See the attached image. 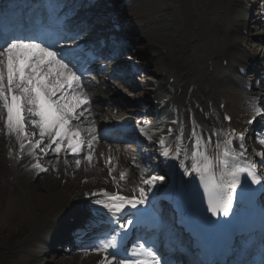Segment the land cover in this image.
Wrapping results in <instances>:
<instances>
[{
    "label": "bare ground",
    "instance_id": "obj_1",
    "mask_svg": "<svg viewBox=\"0 0 264 264\" xmlns=\"http://www.w3.org/2000/svg\"><path fill=\"white\" fill-rule=\"evenodd\" d=\"M61 1L68 0H59V2ZM79 1L75 0L76 3ZM104 1L108 3L111 11L112 8H118L117 4L115 6L114 3ZM245 2V0H130L125 4L127 6L120 10L121 18L123 16L124 21L127 22L126 29L139 38L136 43L142 48L140 53L131 52V54L136 57L141 55L144 59H149L148 63H151L153 67L151 74L154 73L157 78L156 76L153 79L146 78L140 84L117 80L115 85L110 84L106 79V83H102L100 88L93 89V94L88 92V96L92 99L91 108L100 107L94 104L104 102L109 95L110 98L117 96L129 104L139 105L136 97L142 99V96L148 91V95L157 101L158 105L155 106V109L159 110V116L156 118V124L152 125L153 128L147 132L143 129L139 130L141 127L138 125L143 126V123L149 119L140 115L132 118L125 113L127 108H122V110L121 108L111 109L109 106H105V104L107 105L106 102L104 104L106 109L103 110L104 115L102 117H96L94 110L91 109L92 126L96 130L91 149L93 153L91 164L87 160H82L80 167L77 168L75 159L70 153L62 151L57 157L51 149H48L47 159H41L40 155L45 153L37 149L35 156H33L30 154L31 148L28 149L27 154L25 152V159L18 164L17 154L20 142L14 133L9 134L7 131L6 134L5 130V136H3L1 135L2 131H0V173L9 175L6 166V162H9L12 176L18 178L19 181L25 180L27 183L36 184L40 179L36 175H44L41 177L43 179L41 186L32 196L34 197V206L41 200L44 202L46 199L48 200L46 203L47 221L45 220L46 225L43 229L55 226L64 220L66 224L64 230L66 231L69 228V222L66 221L67 217L78 215L84 207L93 210L100 207L94 201L101 197L93 196V193L107 191L110 195H116L114 192H109L112 181H115L113 182L114 185L122 190L125 195H129L127 192H131V194H135H130V196L138 197L139 189L144 188L148 193V198L158 197L155 195L157 187L165 179L160 180L157 176L161 171L160 165L156 161L159 159L161 162V147L158 143L161 138L165 139L168 144L167 147L181 150V157L176 161L180 160L181 162L183 160L187 166L193 162L192 157L195 156L193 138L195 136L197 140V136L193 134V126L199 123L204 127V129L195 128V132L200 134L199 151L200 153L206 151L209 157L213 156L216 143L223 142L226 138L227 125L223 121V114L231 112L235 117L232 126L237 127L236 119H245V110L248 107L234 92L236 86H241L245 82V78L242 79L238 75L232 74L234 67L228 71L226 76H222L219 66L220 56L225 54L229 56L233 65L241 62L239 60L241 53L239 44L241 42L251 43L248 38L251 35L245 36L242 32L245 23L243 20L241 21L240 9L242 5L246 4ZM258 9L260 15L264 14V6H258ZM94 35L103 37L118 35L122 39L125 36V31L115 25L106 24L102 30L95 31ZM79 40L77 42L86 43L88 39H84L80 35ZM161 45L169 47L167 56L159 50ZM131 58L128 57L127 60L131 61ZM125 62L127 61H117L116 67L119 71H129V67H127L128 70L121 67V64L125 65ZM144 71L149 70L146 67ZM171 78L174 79L172 84H170ZM246 81L247 85H251L249 80L246 79ZM149 85L152 87L146 88ZM219 88H224L227 92L223 93L219 91ZM226 97L227 102L225 103L223 99ZM224 104L225 112L222 110ZM233 105H236V108ZM130 111L134 110L130 109ZM208 117L210 119H207ZM5 119L6 113L0 108V123L4 125ZM130 121L138 124L133 135L142 134L138 138L140 147H138L137 159L129 152L111 147V145L106 146L100 140L103 137V129H106V132L111 130L123 133V129ZM212 127L219 132L218 138L214 136ZM169 129L172 131L169 132ZM145 132L151 136V140L144 135ZM34 133L35 135L32 136L36 138L34 141L36 143L39 140V130L37 134L35 131ZM208 133L211 136V142L207 140ZM179 137L181 141H178ZM49 142V139L45 138L41 148L46 147ZM6 145L10 150V161H6L5 158L2 159L3 155L9 153ZM151 145L159 147L152 150L149 148ZM52 147L54 148L55 145ZM3 149L7 153L2 154ZM87 151L89 152L88 149ZM104 155L111 157L110 164L107 162V157L103 159ZM65 157L68 160L67 164L64 162ZM37 160H39L40 168H30L29 161L35 162ZM49 160L51 163L47 166L46 163ZM136 161L139 165L138 169H140L138 172L130 167L131 164H136ZM145 166L148 170L145 169ZM65 168L69 169L67 176L64 173ZM41 169H47V171H41ZM109 169H111V173ZM122 173L126 174V179H121ZM195 175L193 172L188 180L189 184L199 178L198 175ZM152 177L157 178L155 187L144 182ZM58 178H62L61 181L58 182ZM64 178H68V180L64 191L61 192L57 186L61 184ZM87 197H89L88 200ZM16 203H18L17 199L9 202V211L13 209L12 207ZM34 210L37 211L35 207ZM67 212H69L68 216L66 215ZM42 218L44 222L45 218ZM46 233L49 232L46 231ZM28 245L30 257L40 262H48L47 252L37 249L50 245L47 236L42 235V231H39L33 243H28ZM90 255L87 253L72 255L70 263L66 258L58 256L53 258L52 262L55 264H100L102 256Z\"/></svg>",
    "mask_w": 264,
    "mask_h": 264
},
{
    "label": "snow or ice",
    "instance_id": "obj_2",
    "mask_svg": "<svg viewBox=\"0 0 264 264\" xmlns=\"http://www.w3.org/2000/svg\"><path fill=\"white\" fill-rule=\"evenodd\" d=\"M63 6L66 5L56 4L52 7L55 10ZM76 11L74 7L73 14ZM64 19L66 17H61L58 22L62 24ZM0 41H2L0 43V108L6 113L5 127L9 134H15L20 142L21 151L25 147V140L31 143L25 126L26 118H30L28 123L39 129V140L32 145L31 155L35 156L36 149H40L45 154L48 153V149H51L57 157L64 151L74 157L75 165L79 168L80 153L86 147L89 150L86 159L91 164L93 161L91 149L96 131L91 121L92 102L85 92L81 75H77L80 69L77 68L74 60L70 59L68 54L62 52L58 46L48 42L43 35L3 33L0 34ZM54 47L56 50H53ZM70 64L72 67L69 66ZM74 68L76 71H73ZM227 119L231 120L230 117ZM171 131L169 129V132ZM193 134L197 136V155L192 157L193 162L187 166L181 160L179 167L183 168L185 174L189 176L193 172L199 176L208 197V208L213 215L221 212L224 216L230 214L236 189L242 184V177L245 180L250 178L252 184L261 185V189L264 190V184L261 182V176L264 173L257 172L258 166L264 167V151L254 153L261 158L258 165L257 161L247 156L243 133L239 134L238 147L243 149L239 153H234L231 147L235 133L226 134L228 138L224 141L223 151L217 156L218 163L221 165L219 177L215 174L216 165L213 159L206 151L204 153L199 151L200 134L195 132V125ZM144 135L151 140V136H148L146 132ZM259 135L261 137L259 143L264 146V132ZM45 138H48L50 142L46 147L41 148ZM207 140L211 142V137L209 136ZM158 143L165 161L180 159L182 154L180 149L166 147V141L163 138L159 139ZM53 145H55L54 148ZM215 147L219 149L220 144L217 142ZM229 157L233 160L231 166ZM242 157L247 160L246 167L235 163ZM64 162L68 163L66 157ZM108 163H111V158ZM33 167L40 168V164L36 163ZM41 171H47V169H41ZM109 171L111 173V169ZM121 179H126V174L122 173ZM159 179L163 180L164 177L161 176ZM156 180V177H152L144 182L155 187ZM245 192H253V190L243 189L241 195ZM92 195L101 197L94 203L107 210L112 216L110 223L118 224V228L123 231L121 235L112 228L110 233L115 234H109L92 245L97 255L103 254L100 264H161V255H158L151 246L146 247L143 243H138L130 249L132 258H129V249L125 242L129 239L128 230L133 225V220L126 219L124 223H119L116 219L124 213L126 208L136 209L140 205L147 204L148 193L145 189L140 188L138 197L133 198L119 194L110 195L107 191ZM138 224L139 220H137Z\"/></svg>",
    "mask_w": 264,
    "mask_h": 264
},
{
    "label": "rangeland",
    "instance_id": "obj_3",
    "mask_svg": "<svg viewBox=\"0 0 264 264\" xmlns=\"http://www.w3.org/2000/svg\"><path fill=\"white\" fill-rule=\"evenodd\" d=\"M118 1L120 2L121 0H118ZM118 1L116 0L115 3H119ZM125 1L128 2L129 0H124V2ZM115 12H118V11L116 10ZM111 17L113 18V20H116V22H119L118 24H120V27L124 26V21L121 20V17H120V15H118V13L117 14L114 13ZM124 30L128 34L133 36V33L131 31L127 30L126 28ZM162 46L167 47L166 45H162ZM139 49H142V48L135 47V50H139ZM140 62L144 63V65L146 63L145 61H140ZM152 69H153L152 66L148 68V70H152ZM136 72H137V74H135V76L138 75L141 71L136 70ZM142 74L144 75L145 78H150V79L154 78L153 73L151 74V73L143 72ZM136 77L138 78V83L141 82V80L145 79L143 77H140L139 75ZM127 81H129V80H127ZM133 83H137V82L133 81ZM149 87H152V86L149 85L146 88H149ZM147 93H149V92L147 91L144 94L143 98L140 99L139 101L143 102L147 97ZM152 105H153L152 102H147V103H144V105L142 103L141 106H138V105L137 106L136 105L128 106L131 109L137 110L138 112H141V113L144 112L145 113V114H141L140 116H144V117L149 119L143 125L145 131H147V132L149 129L153 128L152 125L155 123L154 122L155 117L150 112ZM138 112H136V113L125 112V113L132 116V118H134V116H137L136 114ZM134 126H135V122H133V121L132 122L130 121V123L126 124V128L128 131H130V130L132 131ZM100 140H102L103 142H107V140L104 137H101ZM128 140H130V139H128ZM125 142H126L125 144L129 145L128 141H125ZM118 145H119L120 150L126 151L122 147L123 145H120V144H118ZM83 154H84V156L80 155L81 161L83 160V158L85 156L88 155V152H84ZM103 157H104L103 159L106 158V156H103ZM2 159H4L3 156H2ZM6 166H7V170H8L9 175L7 176L6 173H4V175L0 173V230H9V231L25 230L28 232L27 237L19 244V246H17L14 249L15 257H17V258L13 264H40L36 260H34V258L28 257L26 255V251H27L26 245L28 243L27 239L29 238L31 233H33V230L41 227L40 225H42V223L40 222V217L45 212L44 207L47 206V204H46L48 202L47 199L45 200V202H44V200H41V201L36 203L35 208L38 209V211L34 210V205H33L34 197H32V196L36 192V190H38L39 187L41 186V181L43 179H40L36 184H34V186H32V188H29V189L25 188L24 189L25 192H22V191L17 189V186L15 185V183L13 181V177L11 176L12 173L9 169L10 167L8 165V162H6ZM134 170H137V172L140 171V169H134ZM74 175H75V171H74ZM59 180L61 181V178H58V182H59ZM57 187L59 189V185ZM60 191H62L61 188H60ZM18 197H20V198L18 199ZM10 199L11 200L17 199L18 203H16L12 207L13 209L9 211L8 204L11 201ZM42 206H44V207H42ZM54 256L49 257V259L52 260ZM62 256L63 255H60V257H62ZM69 257L70 256L65 257V258H69ZM42 264H47V263L44 262ZM48 264H55V263H53L51 261Z\"/></svg>",
    "mask_w": 264,
    "mask_h": 264
}]
</instances>
